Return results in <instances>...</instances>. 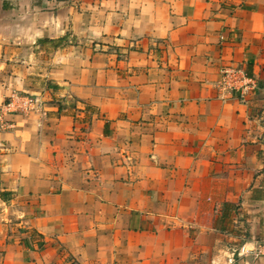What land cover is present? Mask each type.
Masks as SVG:
<instances>
[{"label":"crops","instance_id":"crops-1","mask_svg":"<svg viewBox=\"0 0 264 264\" xmlns=\"http://www.w3.org/2000/svg\"><path fill=\"white\" fill-rule=\"evenodd\" d=\"M13 94L43 109L4 116L0 264H264V0H0Z\"/></svg>","mask_w":264,"mask_h":264},{"label":"built area","instance_id":"built-area-1","mask_svg":"<svg viewBox=\"0 0 264 264\" xmlns=\"http://www.w3.org/2000/svg\"><path fill=\"white\" fill-rule=\"evenodd\" d=\"M256 89V83L253 78L248 76L242 66L228 65L222 68L221 78L218 83L219 99L228 101L230 99L239 102H245L248 96ZM43 109L42 100L35 95H15L8 102L0 106V131L10 129L12 124L5 121L4 116L8 114H30L40 112ZM237 256L257 259L264 257V237L254 240L252 243L243 244ZM235 258H229L232 264Z\"/></svg>","mask_w":264,"mask_h":264},{"label":"rangeland","instance_id":"rangeland-1","mask_svg":"<svg viewBox=\"0 0 264 264\" xmlns=\"http://www.w3.org/2000/svg\"><path fill=\"white\" fill-rule=\"evenodd\" d=\"M72 38H73V39H72ZM72 38H71V40L73 41L75 37H72ZM28 95H29V94H28ZM21 96H22V95H21ZM3 105H4V103H3L2 105H0V106H3ZM51 260H52V259H51ZM69 262L72 263L71 261H69ZM60 264H61V263H60Z\"/></svg>","mask_w":264,"mask_h":264}]
</instances>
